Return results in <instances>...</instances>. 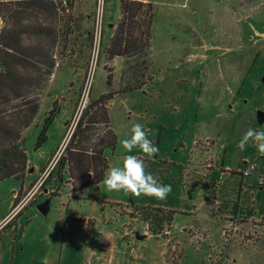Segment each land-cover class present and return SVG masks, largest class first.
Listing matches in <instances>:
<instances>
[{
  "label": "rangeland",
  "instance_id": "rangeland-1",
  "mask_svg": "<svg viewBox=\"0 0 264 264\" xmlns=\"http://www.w3.org/2000/svg\"><path fill=\"white\" fill-rule=\"evenodd\" d=\"M142 1L154 6L149 57L154 82L108 104L118 141L107 157L109 167L122 166L124 155L144 159L146 171L170 184L172 191L165 200L134 197L109 192L101 181L75 192L67 169L55 166L26 205L9 215L78 122L77 110L85 101L119 91L123 71L131 64L121 57L109 60L105 52L121 18L120 0L103 1L102 25L101 0H67L54 21L60 32L54 74L24 132L34 170L27 169L22 179L0 182V229L13 224L0 234V264H228L214 254L224 243L220 224L202 222V230L210 229L207 239L192 238L181 228L192 221L185 211L204 201L203 213L243 214L264 222V156L251 142L243 151L237 147L249 128L264 131V118L258 117L264 113V0ZM109 73L111 87L106 83ZM54 103L60 110L36 150L44 117ZM134 123L150 129L148 138L159 148L153 159L139 148L131 153L122 148L120 141L130 137ZM200 151L208 152L205 162L214 164L204 177L190 168L200 160ZM246 166L251 170L242 176L239 171ZM45 204L47 212L42 213L39 207ZM145 206L176 212L170 245L164 232L160 238L147 237L146 222L131 217L134 207ZM137 235L146 237L139 240ZM111 240L114 247H103ZM228 251L224 249L226 255Z\"/></svg>",
  "mask_w": 264,
  "mask_h": 264
},
{
  "label": "trees",
  "instance_id": "trees-1",
  "mask_svg": "<svg viewBox=\"0 0 264 264\" xmlns=\"http://www.w3.org/2000/svg\"><path fill=\"white\" fill-rule=\"evenodd\" d=\"M120 8L121 18L105 52L109 60L118 57L131 60L129 69L123 71V87L90 99L57 164L60 171L67 169L75 192L98 186L109 168L107 150H113L118 141L108 112L110 101L121 93L141 90L154 82L153 62L149 59L153 2L120 0ZM57 15L53 0H0L3 24L0 30V182L11 177L22 179L28 169V138L24 132L38 114L41 92L56 67L54 47L60 35L54 22ZM111 82L109 73L106 79L109 87ZM59 110L60 106L54 103L45 115L36 150L47 140L48 128ZM97 131L103 134L93 144L91 136ZM175 213L162 207L145 206L134 207L131 217L146 222L150 234L160 237L170 231ZM12 225L7 223L0 234Z\"/></svg>",
  "mask_w": 264,
  "mask_h": 264
},
{
  "label": "crops",
  "instance_id": "crops-1",
  "mask_svg": "<svg viewBox=\"0 0 264 264\" xmlns=\"http://www.w3.org/2000/svg\"><path fill=\"white\" fill-rule=\"evenodd\" d=\"M197 143L198 142L195 143L196 146ZM199 154L200 160L196 158V160L192 161V163H194L198 160L195 164H192L190 168L194 169L196 176L204 177L207 175L206 172L214 168V164L212 163V160L208 163L205 162L207 158L209 159L207 156V154H209L208 152L203 153L200 151ZM28 170H30V172L34 170L30 169V163L28 164ZM44 192H47V189H45ZM204 203V201H199L198 205H194V209H190L188 212L185 211L188 216H192V221L182 224L181 228L184 232H188L192 238L202 235L205 240L207 239L206 237L208 236L210 229L207 228L202 230V222L206 221V224H214L215 227L216 224H220L224 243H222L220 247L216 248L218 251L214 252V254H216L215 258L217 261H223V259H226L228 264H241L243 261H246V264H264L263 220L256 218V216H247L243 214L232 216L222 212L220 215L215 212L207 213L205 211V213H203L202 208L203 205H205ZM4 221H6L5 218L1 222ZM259 224H261V226H259ZM169 232L170 231L164 232V236L168 239L166 240L168 245H170L169 241L171 240L169 238ZM150 236L152 235L148 233L147 237ZM160 237L158 236L157 238ZM114 244H116V241L111 240L110 243L103 247L109 245V247L112 248L114 247ZM225 248L229 249L227 255L224 253ZM164 252L165 251L163 250L162 255Z\"/></svg>",
  "mask_w": 264,
  "mask_h": 264
},
{
  "label": "clouds",
  "instance_id": "clouds-1",
  "mask_svg": "<svg viewBox=\"0 0 264 264\" xmlns=\"http://www.w3.org/2000/svg\"><path fill=\"white\" fill-rule=\"evenodd\" d=\"M149 133L150 129H146L143 124L134 123L130 137L121 140L120 144L126 153L139 148L146 157L153 159L158 154L159 148L148 138ZM102 134L100 131L95 132L90 142L98 143ZM250 142L255 145L258 153L264 156V131L249 128L239 140L237 147L243 151ZM252 167L254 168V165ZM102 183L109 192L123 191L134 197H154L157 200H165L172 191L170 184L160 183L151 172L146 171L144 159L136 155H124L122 166L109 167Z\"/></svg>",
  "mask_w": 264,
  "mask_h": 264
},
{
  "label": "built area",
  "instance_id": "built-area-1",
  "mask_svg": "<svg viewBox=\"0 0 264 264\" xmlns=\"http://www.w3.org/2000/svg\"><path fill=\"white\" fill-rule=\"evenodd\" d=\"M103 1L104 0H101L100 7H102V8L99 9V11H98L99 15H101V20H100V24L101 25H102V16H103V13H104V7H103L104 6V2ZM53 2L57 5V10H59V11H60V9L66 8V6H67V0H53ZM101 25H100V29L98 31L99 41H100V38H101V35H102ZM0 28H2V20L1 19H0ZM86 104H87V101H85V103L83 104L81 109L77 110V113L79 114V116L81 115L83 109H85ZM76 124H75V126L72 129H70L66 133V135H65V137L63 139V143H61L60 146H59V150L56 152V154H54L53 160L50 161V163L47 166V168L41 173L40 178L38 180H36L35 184L31 188L30 193H28L26 196H24V198L20 201L18 206L15 209H13L12 212H10L9 215H12L13 213H15L16 210L22 209L26 205V203L34 196V194L40 189V187L42 186V184L45 181V179L47 177H49L48 175L50 174V172L55 168V166H57V164H58V162L60 160L59 159L60 157L58 158V155L60 156V155L63 154V148L66 147V145L68 143V140L70 139V137L72 135V132L74 131V129L76 127ZM61 152H62V154H61ZM250 170H251L250 166L249 167L246 166V167L240 169L239 172L242 173V176H244V175L247 176L249 174ZM17 197L18 196L16 195L15 199H17Z\"/></svg>",
  "mask_w": 264,
  "mask_h": 264
},
{
  "label": "water",
  "instance_id": "water-1",
  "mask_svg": "<svg viewBox=\"0 0 264 264\" xmlns=\"http://www.w3.org/2000/svg\"><path fill=\"white\" fill-rule=\"evenodd\" d=\"M258 117H259V119H263L264 118V113L263 112H258ZM39 208H40L42 213H46L47 212V204L42 205ZM137 239L142 240V239H144V236L137 235Z\"/></svg>",
  "mask_w": 264,
  "mask_h": 264
}]
</instances>
